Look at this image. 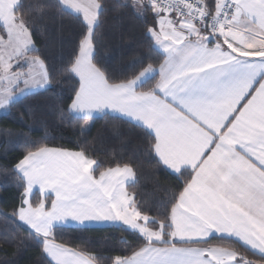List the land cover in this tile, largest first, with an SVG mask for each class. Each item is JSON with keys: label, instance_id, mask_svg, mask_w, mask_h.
I'll return each instance as SVG.
<instances>
[{"label": "snow or ice", "instance_id": "snow-or-ice-1", "mask_svg": "<svg viewBox=\"0 0 264 264\" xmlns=\"http://www.w3.org/2000/svg\"><path fill=\"white\" fill-rule=\"evenodd\" d=\"M110 13L141 22L147 51L130 71L101 51ZM66 17L73 39L49 55L36 34ZM17 105L22 119L84 121L81 133L117 122L132 149L101 160L97 138L72 148L24 138L0 166V188L13 190L0 252L16 257L3 264L33 247L43 264H101L86 242L57 239L93 225L126 234L111 264H264V0H0V114ZM140 159L175 180L156 204L128 190Z\"/></svg>", "mask_w": 264, "mask_h": 264}, {"label": "trees", "instance_id": "trees-1", "mask_svg": "<svg viewBox=\"0 0 264 264\" xmlns=\"http://www.w3.org/2000/svg\"><path fill=\"white\" fill-rule=\"evenodd\" d=\"M114 16L115 13L108 14L98 29L100 38L104 42L101 51L111 56L114 65L119 69L130 71L129 66L136 55L147 51L145 47L137 43V41H142L140 35L141 22L129 17L114 19ZM46 23L47 31L37 32L35 41L42 51L49 55H56L61 51L62 44L66 45L73 39L70 34L71 21L67 17L64 19L63 30L58 29V20L47 21ZM73 86L74 82L68 79L60 84V89L63 90L65 97L72 95ZM45 101L46 97H36L31 100L34 105L43 104ZM21 113L22 109L17 105L12 108L10 115L0 114V166L25 151L24 138L33 141L39 140L42 143H47L50 147L64 146L69 148H72L78 140H87L91 144L94 138H97V143L94 146L101 152L107 150V155L98 153L101 160H106L112 155L128 153L132 149V145L122 146L121 137L114 134L113 125L117 122L107 123L105 120H97L90 132L81 133L80 126L83 125L84 121L60 124L51 115L37 119H22ZM44 119L48 121L47 124L41 122ZM5 130L10 131L12 135H7ZM121 132H126V126L121 127ZM17 133L20 135L17 136ZM45 136L47 139L43 140L42 138ZM5 154L8 160L4 159ZM12 162L14 163V160ZM136 171L139 182L128 190L138 192L142 200L151 204H156L165 198L175 183L173 178L143 159L137 163ZM6 182V174L0 171V185ZM12 191L8 187L0 188V209L11 210L8 197L11 196ZM0 226H2V221H0ZM19 234L23 236V232ZM122 237L126 238V234L121 230L106 226H90L83 231L75 228L62 229L57 239L75 240L76 243L84 241L94 255L102 258L101 264H111V259L122 254L121 250L125 247L124 244L120 243ZM15 259L14 248L8 247L6 256L0 252V264H3L5 260ZM20 264H43L39 249L33 247L28 252L23 253Z\"/></svg>", "mask_w": 264, "mask_h": 264}, {"label": "crops", "instance_id": "crops-1", "mask_svg": "<svg viewBox=\"0 0 264 264\" xmlns=\"http://www.w3.org/2000/svg\"><path fill=\"white\" fill-rule=\"evenodd\" d=\"M93 226H101V225H93Z\"/></svg>", "mask_w": 264, "mask_h": 264}, {"label": "rangeland", "instance_id": "rangeland-1", "mask_svg": "<svg viewBox=\"0 0 264 264\" xmlns=\"http://www.w3.org/2000/svg\"><path fill=\"white\" fill-rule=\"evenodd\" d=\"M84 123H85V122H84ZM84 123H83V124H84Z\"/></svg>", "mask_w": 264, "mask_h": 264}]
</instances>
